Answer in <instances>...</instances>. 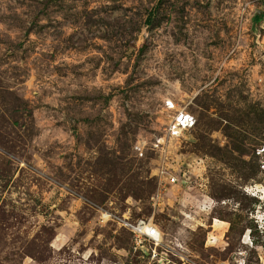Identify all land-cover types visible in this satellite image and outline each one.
I'll list each match as a JSON object with an SVG mask.
<instances>
[{"label": "rangeland", "instance_id": "1", "mask_svg": "<svg viewBox=\"0 0 264 264\" xmlns=\"http://www.w3.org/2000/svg\"><path fill=\"white\" fill-rule=\"evenodd\" d=\"M257 8L0 0V264H264ZM167 98L194 116L180 138Z\"/></svg>", "mask_w": 264, "mask_h": 264}, {"label": "built area", "instance_id": "2", "mask_svg": "<svg viewBox=\"0 0 264 264\" xmlns=\"http://www.w3.org/2000/svg\"><path fill=\"white\" fill-rule=\"evenodd\" d=\"M167 102L168 101H166V108L176 110L174 113H172L171 119L167 125V131L170 134L169 138H174V136L180 138L185 130L191 128L194 125V116L185 108H176V106L169 107ZM185 115L189 117L191 116V121L185 120ZM184 121L186 124L189 123V126H185L183 123ZM161 143L162 142H159L156 145L158 146ZM261 152L264 153V146H262L260 152L258 153L260 154ZM261 166L264 168V154L261 155ZM163 172L164 171H162V173ZM168 181L171 184H176L178 182L177 174L171 175ZM123 225L133 233L136 248H140L141 242L145 241L151 243L154 246L152 249V254L154 256L157 253V247L163 246L162 233L158 226L150 219L139 218L134 222L125 220Z\"/></svg>", "mask_w": 264, "mask_h": 264}, {"label": "bare ground", "instance_id": "3", "mask_svg": "<svg viewBox=\"0 0 264 264\" xmlns=\"http://www.w3.org/2000/svg\"><path fill=\"white\" fill-rule=\"evenodd\" d=\"M167 100H168L167 103H168V106L169 107H174L175 106V104L173 103V101H171L169 98H167ZM185 120L191 121V116L189 117V116L185 115ZM183 123H184L185 126H189V123L186 124L185 121ZM214 221H215V225H217V226L218 225L221 226L222 224L225 223V221H223L221 219H218V218H215Z\"/></svg>", "mask_w": 264, "mask_h": 264}, {"label": "water", "instance_id": "4", "mask_svg": "<svg viewBox=\"0 0 264 264\" xmlns=\"http://www.w3.org/2000/svg\"><path fill=\"white\" fill-rule=\"evenodd\" d=\"M262 14H264V11L263 10H260L257 8V10L254 12V14L252 15L253 16V19L256 20L257 18H259V16H261Z\"/></svg>", "mask_w": 264, "mask_h": 264}]
</instances>
